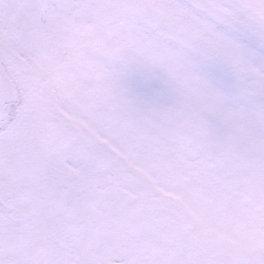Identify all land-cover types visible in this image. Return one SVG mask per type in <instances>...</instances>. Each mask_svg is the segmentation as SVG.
<instances>
[{"label":"snow or ice","instance_id":"6c2138e0","mask_svg":"<svg viewBox=\"0 0 264 264\" xmlns=\"http://www.w3.org/2000/svg\"><path fill=\"white\" fill-rule=\"evenodd\" d=\"M0 264H264V0H0Z\"/></svg>","mask_w":264,"mask_h":264}]
</instances>
